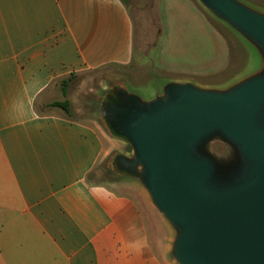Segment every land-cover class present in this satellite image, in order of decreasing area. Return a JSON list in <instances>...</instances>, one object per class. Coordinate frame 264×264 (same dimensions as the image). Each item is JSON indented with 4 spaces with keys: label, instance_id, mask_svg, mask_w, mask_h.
Listing matches in <instances>:
<instances>
[{
    "label": "crops",
    "instance_id": "crops-1",
    "mask_svg": "<svg viewBox=\"0 0 264 264\" xmlns=\"http://www.w3.org/2000/svg\"><path fill=\"white\" fill-rule=\"evenodd\" d=\"M242 1L264 12V0ZM148 5L161 23L148 84L225 88L250 72L252 54H234L198 0H0V264H176L172 230L137 182L91 181L120 140L72 111L36 109L64 80L135 66Z\"/></svg>",
    "mask_w": 264,
    "mask_h": 264
},
{
    "label": "water",
    "instance_id": "water-1",
    "mask_svg": "<svg viewBox=\"0 0 264 264\" xmlns=\"http://www.w3.org/2000/svg\"><path fill=\"white\" fill-rule=\"evenodd\" d=\"M198 2L244 39L257 68L225 88L156 80L153 97L111 85L102 125L132 154L114 153L110 169L147 193L172 230L176 264H264V12Z\"/></svg>",
    "mask_w": 264,
    "mask_h": 264
},
{
    "label": "rangeland",
    "instance_id": "rangeland-1",
    "mask_svg": "<svg viewBox=\"0 0 264 264\" xmlns=\"http://www.w3.org/2000/svg\"><path fill=\"white\" fill-rule=\"evenodd\" d=\"M152 8L153 10L155 9V7H152L151 5L142 8L143 17L145 19L143 21H136V23L138 24V29H140V25L143 27L140 30L142 42L136 48V57L138 58V62L135 66H110L97 71H90L81 76L72 77V81L68 86L67 96L63 95L62 87L58 88L49 104L47 103L43 107L40 106L36 108L38 113L49 114L55 110V108L50 106L53 102L69 100L71 104V111L73 112V117L75 119H80L81 121H86L94 124H103L102 118L100 116V101H102L105 97V94L110 91L111 85L114 84L117 86L128 88L129 90L135 91L143 97H149L151 91L150 87H153V85L152 82H150V84L148 83L154 76H159L157 74L159 73V71L157 64L158 51L156 49V46L158 44V41H160L161 35V23L157 14L152 11ZM214 20L217 24H219V26L224 29L225 32H229L228 37L230 39L234 54H236L239 49L244 53L247 59H250L249 56L250 54H252V49L244 41V39L233 32L224 23L215 18ZM173 41L174 39L169 40V47L174 46ZM253 54L252 66L248 68L250 72L254 71L258 66V57L255 52ZM159 78V83L167 80V78ZM120 142L123 146L121 153L125 155H131V146L125 142ZM216 143V152L226 162V160H228L229 158H225V156L229 157L230 154L228 146L223 142ZM110 163V159L100 163L94 170V172L90 175L91 181L95 183L99 182L103 184H111L109 181L116 178L114 173L110 169ZM151 234L153 237H155L156 235V229L154 226L151 227ZM166 239L167 235L161 234L160 242L162 251H164Z\"/></svg>",
    "mask_w": 264,
    "mask_h": 264
},
{
    "label": "trees",
    "instance_id": "trees-1",
    "mask_svg": "<svg viewBox=\"0 0 264 264\" xmlns=\"http://www.w3.org/2000/svg\"><path fill=\"white\" fill-rule=\"evenodd\" d=\"M125 1V0H124ZM72 81V78L70 80H64L62 82V92L64 96H67V91H68V86L69 83ZM53 108H58L63 110L67 115L71 116V104L69 100H64V101H55L51 105ZM91 178V177H90Z\"/></svg>",
    "mask_w": 264,
    "mask_h": 264
}]
</instances>
